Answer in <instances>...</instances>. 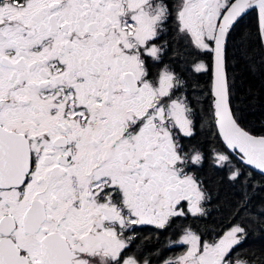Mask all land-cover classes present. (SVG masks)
<instances>
[{"label":"snow or ice","instance_id":"1","mask_svg":"<svg viewBox=\"0 0 264 264\" xmlns=\"http://www.w3.org/2000/svg\"><path fill=\"white\" fill-rule=\"evenodd\" d=\"M233 61L264 76V0H0V264H151L141 226H176L162 264H264L246 248L264 134L233 104ZM209 161L241 189L211 232Z\"/></svg>","mask_w":264,"mask_h":264},{"label":"trees","instance_id":"2","mask_svg":"<svg viewBox=\"0 0 264 264\" xmlns=\"http://www.w3.org/2000/svg\"><path fill=\"white\" fill-rule=\"evenodd\" d=\"M254 18H248L243 21L240 27L234 33L230 51L239 54L237 48L241 42V33L249 29L254 30ZM236 71V88L234 90L233 104L239 109L242 123L255 134H264V76L260 74H249L243 61L237 64L232 62ZM199 107V106H197ZM204 123L202 118L197 128L196 141L204 143L206 140L207 127H200ZM199 175L207 184L213 199L210 202L212 206L211 215L206 218L209 222L207 230L211 232L217 228L218 224L225 222L229 218V213L235 208L240 201L241 189L238 185L233 186L226 178L224 172L214 170L210 166V161L200 169ZM260 178L254 181L256 185L255 192H249L252 203L249 208L252 209L251 215H255L264 208V190H261ZM246 248L259 250L264 248V232L254 227V231L248 238Z\"/></svg>","mask_w":264,"mask_h":264},{"label":"flooded vegetation","instance_id":"3","mask_svg":"<svg viewBox=\"0 0 264 264\" xmlns=\"http://www.w3.org/2000/svg\"><path fill=\"white\" fill-rule=\"evenodd\" d=\"M178 69L186 76H191L187 70L183 59L178 65ZM155 71V69H154ZM209 77L203 76L199 80L201 88L206 89L208 86ZM199 125V124H198ZM197 125V128H198ZM196 138L191 143H195ZM202 179V178H201ZM210 213L212 206L209 204ZM207 226L209 222H206ZM205 225H200L203 228ZM176 226L169 229L167 232H161L154 229L152 226H141L137 232L135 244L132 246V253L148 258L151 264H162L164 259H168L179 255L183 251V247L179 245L170 244L171 240L178 239Z\"/></svg>","mask_w":264,"mask_h":264},{"label":"water","instance_id":"4","mask_svg":"<svg viewBox=\"0 0 264 264\" xmlns=\"http://www.w3.org/2000/svg\"><path fill=\"white\" fill-rule=\"evenodd\" d=\"M259 135V134H258Z\"/></svg>","mask_w":264,"mask_h":264}]
</instances>
